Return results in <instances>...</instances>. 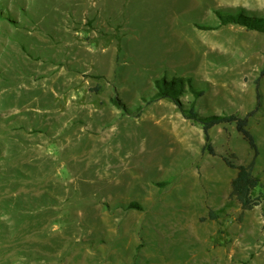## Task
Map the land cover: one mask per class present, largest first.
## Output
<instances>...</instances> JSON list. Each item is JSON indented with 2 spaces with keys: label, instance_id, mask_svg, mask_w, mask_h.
I'll list each match as a JSON object with an SVG mask.
<instances>
[{
  "label": "rangeland",
  "instance_id": "obj_1",
  "mask_svg": "<svg viewBox=\"0 0 264 264\" xmlns=\"http://www.w3.org/2000/svg\"><path fill=\"white\" fill-rule=\"evenodd\" d=\"M264 0H0V264H264ZM203 116H247L254 152ZM200 93H203L202 96ZM134 205V206H132Z\"/></svg>",
  "mask_w": 264,
  "mask_h": 264
},
{
  "label": "trees",
  "instance_id": "obj_2",
  "mask_svg": "<svg viewBox=\"0 0 264 264\" xmlns=\"http://www.w3.org/2000/svg\"><path fill=\"white\" fill-rule=\"evenodd\" d=\"M223 25L235 24L246 27L250 31H257L264 33V19L255 18L243 13L221 16ZM264 78V68L256 80L255 85L257 89V100L261 99L260 83ZM158 93L154 100H170L172 101L182 113L185 119L193 121L200 125L205 135V151H209L211 155H215V150L211 144L210 132L218 126L235 125L237 132L242 136L243 140L247 142L250 149L254 152V159L249 165H235L232 161H227L228 166L237 171L236 177L231 183L230 198L238 202L244 212L250 211L260 205L261 198L255 195V191L260 187L261 181L254 174L256 160L259 155L258 145L254 135L249 129V119L255 115V111L250 112L247 116L239 115H210L203 116L196 109L195 103L191 106H185L180 97L183 95L184 83L181 79H173L172 81L158 80L155 82ZM200 93L198 96H202ZM134 206V205H132Z\"/></svg>",
  "mask_w": 264,
  "mask_h": 264
}]
</instances>
